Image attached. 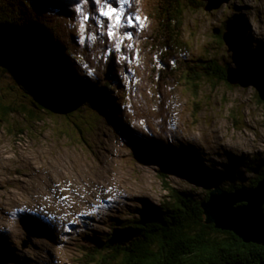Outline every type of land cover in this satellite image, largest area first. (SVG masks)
<instances>
[{"label": "rangeland", "instance_id": "rangeland-1", "mask_svg": "<svg viewBox=\"0 0 264 264\" xmlns=\"http://www.w3.org/2000/svg\"><path fill=\"white\" fill-rule=\"evenodd\" d=\"M193 5L186 2L182 31L189 59L217 61L241 81L233 86L196 66L197 87L182 83L165 107L172 137L205 167L240 173L218 189L228 181L249 189L264 178V109L257 98L264 72L241 56L264 53V0H232L213 12ZM233 26L248 42L241 56L229 53L217 34ZM8 57L0 55V264H78L83 238L101 242L110 237V224L126 225L166 206V183L197 201L217 190L165 163L139 159L123 131L84 109L76 92L69 93L75 101L65 102L62 91L57 96L44 81L21 76ZM128 78L122 80L126 96L134 89ZM67 86L63 80L62 90ZM152 97L159 105L156 90Z\"/></svg>", "mask_w": 264, "mask_h": 264}, {"label": "trees", "instance_id": "trees-1", "mask_svg": "<svg viewBox=\"0 0 264 264\" xmlns=\"http://www.w3.org/2000/svg\"><path fill=\"white\" fill-rule=\"evenodd\" d=\"M186 2L196 7L205 5L201 0H131L126 14L140 18L134 20L136 26H128L125 18L124 25L110 38L107 23L104 41L90 52L85 41L91 20L82 31L76 9L82 7L91 16L96 13L95 0L87 4L83 0H0V55L8 54L21 76L28 73L44 81L57 96L62 91L65 102L75 101L69 93L76 92L83 103L76 102L83 108H90L123 131L139 159L165 163L175 174L211 189L220 181L236 180L240 173L230 167L227 171L214 169V165L205 167L184 145L168 141L174 133L167 111L172 91L182 83L197 87L202 79L191 76L196 66L224 82L229 70L214 60L189 59L191 47L182 39ZM226 31L236 33L241 54L248 42L234 26ZM140 57L142 65L138 63ZM241 57L244 63H253L264 72L262 50H245ZM126 77L134 87L127 96L121 94ZM261 78L262 93L257 98L264 109V74ZM63 80L68 82L64 90ZM154 90L161 100L157 106ZM227 184L229 187L222 189L230 192L245 187H233L230 181ZM165 190L170 201L157 212L126 225H114L110 237L101 242L83 238L78 264H264L263 246L247 244L208 223L203 204L209 201V194L200 203L168 183Z\"/></svg>", "mask_w": 264, "mask_h": 264}, {"label": "water", "instance_id": "water-1", "mask_svg": "<svg viewBox=\"0 0 264 264\" xmlns=\"http://www.w3.org/2000/svg\"><path fill=\"white\" fill-rule=\"evenodd\" d=\"M206 4L205 10L213 12L232 0H201ZM223 41L229 53L240 55V45L234 32H227ZM241 81L240 73L229 69L227 82L237 86ZM207 194L198 202L204 203ZM208 217V223L216 229L231 232L247 244H257L264 247V180L255 188H240L229 192L217 189L211 192L209 201L203 204ZM28 248L24 243L23 249Z\"/></svg>", "mask_w": 264, "mask_h": 264}, {"label": "snow or ice", "instance_id": "snow-or-ice-1", "mask_svg": "<svg viewBox=\"0 0 264 264\" xmlns=\"http://www.w3.org/2000/svg\"><path fill=\"white\" fill-rule=\"evenodd\" d=\"M83 3L87 4L89 3V0H83ZM126 4L130 5L131 0H115L114 3L113 0H95L96 11L108 22V36L110 38L114 37L117 30L124 25L125 18L128 26L130 27H135L136 25L134 23V20L138 21L140 19L139 17H133L132 15H128L125 13L124 6ZM76 11L81 16V30L84 31L86 30V22L91 20L92 17L87 14L82 7H78ZM94 38L95 37H93V39ZM116 38L119 39V37ZM127 38L131 39V35H128Z\"/></svg>", "mask_w": 264, "mask_h": 264}, {"label": "bare ground", "instance_id": "bare-ground-1", "mask_svg": "<svg viewBox=\"0 0 264 264\" xmlns=\"http://www.w3.org/2000/svg\"><path fill=\"white\" fill-rule=\"evenodd\" d=\"M235 22H238V20L236 19L235 20ZM80 102H83V101H80ZM115 128H116V126H115ZM119 129V128H118ZM26 223H28V222H26ZM40 226V225H39ZM29 227V226H28ZM110 227H114V224H110ZM43 228V227H42ZM40 230V229H39ZM91 238V237H90Z\"/></svg>", "mask_w": 264, "mask_h": 264}, {"label": "clouds", "instance_id": "clouds-1", "mask_svg": "<svg viewBox=\"0 0 264 264\" xmlns=\"http://www.w3.org/2000/svg\"><path fill=\"white\" fill-rule=\"evenodd\" d=\"M172 139H173V137H172ZM174 141H176V142H177V139H174Z\"/></svg>", "mask_w": 264, "mask_h": 264}]
</instances>
